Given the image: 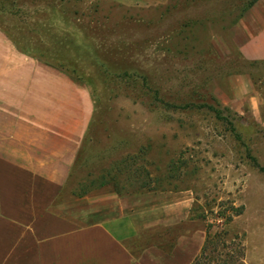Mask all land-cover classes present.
<instances>
[{"label":"rangeland","instance_id":"374dc122","mask_svg":"<svg viewBox=\"0 0 264 264\" xmlns=\"http://www.w3.org/2000/svg\"><path fill=\"white\" fill-rule=\"evenodd\" d=\"M240 5L0 0V26L16 47L88 87L92 114L71 175L77 194L187 192L194 220L171 228V241L218 230L217 211L233 204L241 212L225 225L227 249L243 264H264V61L243 58L236 33L239 21H258L264 0L247 14ZM159 231L150 242H161Z\"/></svg>","mask_w":264,"mask_h":264},{"label":"crops","instance_id":"0c3cea01","mask_svg":"<svg viewBox=\"0 0 264 264\" xmlns=\"http://www.w3.org/2000/svg\"><path fill=\"white\" fill-rule=\"evenodd\" d=\"M259 14L235 28L248 60L264 61ZM91 114L82 81L0 26V264H191L205 231L169 233L194 220L187 192L77 194L71 175ZM158 229L161 242H150Z\"/></svg>","mask_w":264,"mask_h":264},{"label":"trees","instance_id":"16d2710c","mask_svg":"<svg viewBox=\"0 0 264 264\" xmlns=\"http://www.w3.org/2000/svg\"><path fill=\"white\" fill-rule=\"evenodd\" d=\"M255 1L256 0H241L239 12H245ZM259 169L264 171L262 167ZM226 208L227 214L225 213V210H218L216 213V216L222 219L217 225L219 228L218 230L211 232L212 225L206 227L202 248L191 264H243L240 257H238L239 255H237V249L233 251L227 249L228 246L226 245V240L230 234L225 228V225L232 220V216L238 215L241 212V207H236L233 204H230ZM234 236L235 235H232V238H235ZM229 242L234 245V241L230 240Z\"/></svg>","mask_w":264,"mask_h":264}]
</instances>
